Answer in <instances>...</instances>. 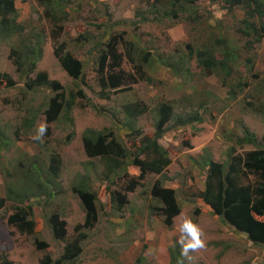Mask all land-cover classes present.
Returning <instances> with one entry per match:
<instances>
[{
  "label": "rangeland",
  "instance_id": "1",
  "mask_svg": "<svg viewBox=\"0 0 264 264\" xmlns=\"http://www.w3.org/2000/svg\"><path fill=\"white\" fill-rule=\"evenodd\" d=\"M245 1L231 6L227 0H195L187 5L192 9L182 12L178 2L170 7L167 0H63L65 8L54 17L57 5L50 8L45 1L15 0L17 20L24 30L12 39L0 37L4 79L0 88V143L4 147L0 191L4 196L7 188L20 187L28 169L18 164L33 161L54 192L50 198L32 194L37 223L32 237L8 225L7 217L14 211L11 202L0 210V264L2 257L14 264H40L47 254L59 258L63 245L54 240L49 217L58 214L66 221L69 236H77L75 228L86 219L84 204L74 192L81 181L98 197V221L94 228L83 229L87 235L84 250L74 264H178L177 228L183 217L171 229L164 224L156 211L162 204L151 194L156 183L176 190L181 213L204 233L206 248L192 254L191 264H264V246L214 216L201 199L208 174L206 159L226 163L230 153L264 149V0ZM36 36L43 58L30 77L44 73L61 84L60 92L48 87L29 90L17 67V55L27 49L15 51L33 47ZM114 45L123 55L121 71L129 74L142 67L145 74H137L136 83L128 81L119 89L103 91L98 62ZM59 48L84 62L81 78H72L62 68L55 57ZM223 49L237 56L230 76L205 68L198 59V53L206 50L222 59ZM148 51L150 61L144 64ZM161 58L167 64L180 61L183 72L160 64ZM7 78L12 87L7 86ZM57 94L62 100H73L72 109L70 113L64 109L56 122L48 124L45 112ZM162 105H171L173 110V119L165 126L170 130L158 141L171 164L161 175L142 173L132 161L145 147V140L155 139ZM136 106L145 109L134 123L138 135L126 127L124 113ZM195 112L202 123L175 126L178 119ZM41 124L48 129L43 142L32 139ZM86 130L113 132L129 150V159L115 174L108 173L104 158L86 155L82 139ZM246 134L256 138L255 146L237 144ZM53 155L60 157L62 166L57 181L48 170ZM141 159L153 157L143 154ZM134 180L138 186L129 192ZM121 196L128 200L123 207ZM36 239L50 247L38 250Z\"/></svg>",
  "mask_w": 264,
  "mask_h": 264
},
{
  "label": "trees",
  "instance_id": "2",
  "mask_svg": "<svg viewBox=\"0 0 264 264\" xmlns=\"http://www.w3.org/2000/svg\"><path fill=\"white\" fill-rule=\"evenodd\" d=\"M48 2L47 5H57L55 9L56 17L58 9L65 8L62 6L63 0H56L53 4L52 0H37ZM159 2L164 0H158ZM178 2L180 11H188L193 7L187 6L194 4L195 0H167L170 7L173 3ZM248 1L245 0H227L231 6H241ZM54 10V9H52ZM262 13V12H261ZM176 14V13H175ZM263 14V13H262ZM23 28L17 20V9L15 0H0V37L12 39L23 32ZM224 41H221L223 44ZM42 43L36 36V44L33 47H24L20 50H14L16 54L27 49V52L17 55L16 64L21 71V75L25 78L26 87L29 90L48 87L55 92L63 90L61 84L57 81H50L44 73L38 75L35 79L30 77V74L36 69L38 62L43 58ZM150 51L145 54L144 64L150 61ZM55 57L61 64L62 68L74 79H79L83 75L84 62L80 59L64 51L63 48L55 50ZM130 59V58H129ZM132 59V58H131ZM129 60L130 62L133 60ZM198 59L203 66L209 70L221 71L226 76L232 73V67L237 61V56L226 49L222 50V59L216 57V53H211L210 50L198 53ZM133 62V61H132ZM123 63V55L118 52L117 46H111L105 50L98 62L99 82L103 91L108 89H119L124 84L136 83L138 81L137 74L144 75L142 67L136 69L133 73L126 74L120 68ZM160 64L166 65L174 69L176 73H182L180 61L175 64H167L166 59L161 58ZM120 70V71H118ZM118 71V72H116ZM142 78V77H141ZM150 81V79H149ZM4 82L3 75L0 74L1 83ZM7 86L12 87V82L7 78ZM109 99L108 95H106ZM73 98V97H72ZM73 100H62L61 94H57L50 100L47 111L45 112L46 122L48 124L56 122L61 112L65 109L69 113L72 109ZM259 111V109H258ZM261 112V111H259ZM127 119V128L135 134L139 133L134 129V123L144 113L145 109L142 106L129 107L124 112ZM194 114H190L186 119H178L176 127L188 126L195 123H202L203 118ZM172 106L162 105L158 112L156 124L155 139H147L146 145L142 148L140 154L136 155L132 161V166L138 168L142 173H155L161 175L171 161L168 158L167 151L158 143L159 139L170 130L166 128L173 119ZM35 121L33 117L28 122L31 124ZM28 122H26L28 124ZM83 145L86 155L89 158H104V163L109 174H115L116 169L123 166L124 162L129 159V150L127 147L114 135L113 132H99L86 130L83 134ZM239 146L257 144L254 136L246 134L245 139L237 141ZM255 146V145H254ZM4 147L0 143V156ZM150 155L152 160H142L141 155ZM25 156V153H24ZM30 164L19 162V167L28 169L24 175L25 182L17 188L9 187L6 195L2 196L0 191V210L8 206L11 202L12 213L7 217V223L21 235L32 237L37 232V223L35 220V202L33 193L39 195L53 196V185L50 180L43 177L41 169L36 162L30 161ZM205 165L208 168L206 187L201 194V199L210 208L212 214L217 218L226 222L233 230L245 234L248 239L257 245L264 246V149H255L247 152L244 155H239L236 152L228 155V162L219 163L213 160L206 159ZM30 168V169H29ZM61 160L58 155H53L50 158L48 170L54 181L61 177ZM18 185H20L18 183ZM138 183L134 180L128 187V191L132 192L136 189ZM74 192L81 198L85 211V223L75 228L77 236L70 237L67 233L66 221L60 220L58 214L49 217L51 226V234L54 240L59 241L63 245L62 254L58 259H54L50 254H47L40 261V264H74L80 258L84 246L82 243L86 240L87 235L83 232L94 228L98 221V212L96 200L98 197L89 189L86 181H81L74 188ZM151 194L153 198L159 200L162 208L156 210L158 215L163 218L164 224L171 229L174 225L173 218L181 213L180 205L177 202L176 190L174 188H165L161 183H156ZM122 205L128 202L126 196L119 198ZM98 201V200H97ZM8 202V203H7ZM127 204V203H126ZM200 210H196L199 214ZM35 244L37 249L44 251L50 246L48 242L39 241L36 239ZM1 264H14L8 257H2Z\"/></svg>",
  "mask_w": 264,
  "mask_h": 264
},
{
  "label": "clouds",
  "instance_id": "3",
  "mask_svg": "<svg viewBox=\"0 0 264 264\" xmlns=\"http://www.w3.org/2000/svg\"><path fill=\"white\" fill-rule=\"evenodd\" d=\"M47 131V126L45 124H41L32 139L43 142ZM181 217L183 218L180 219ZM177 219H180V223L177 228L179 235L176 240V244L180 252L178 264H185V262H187V264H191L193 259L192 254L198 253L206 248L204 233L196 222H194L191 218L184 216L183 213H180L178 217L173 218L174 224ZM151 251L152 250L150 249L149 252Z\"/></svg>",
  "mask_w": 264,
  "mask_h": 264
}]
</instances>
